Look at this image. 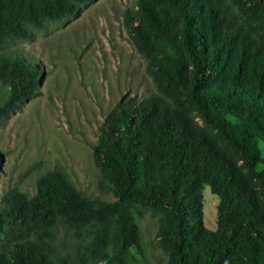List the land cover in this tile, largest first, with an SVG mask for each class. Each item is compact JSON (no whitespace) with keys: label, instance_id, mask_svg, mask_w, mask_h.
<instances>
[{"label":"trees","instance_id":"16d2710c","mask_svg":"<svg viewBox=\"0 0 264 264\" xmlns=\"http://www.w3.org/2000/svg\"><path fill=\"white\" fill-rule=\"evenodd\" d=\"M95 1L0 0V47ZM125 23L157 93L122 99L103 122L94 159L115 202L92 201L61 171L32 198L3 196L0 264H70L54 245L59 223L81 240L79 264H129L131 250L144 254L147 211L167 264H264V0H137ZM42 77L0 57V123Z\"/></svg>","mask_w":264,"mask_h":264},{"label":"rangeland","instance_id":"374dc122","mask_svg":"<svg viewBox=\"0 0 264 264\" xmlns=\"http://www.w3.org/2000/svg\"><path fill=\"white\" fill-rule=\"evenodd\" d=\"M136 8L137 0H96L0 47V57L21 56L43 71L34 96L0 123V198L15 192L32 198L43 176L61 171L92 201L115 202L94 159L103 122L122 99L157 93L125 23L126 12ZM203 197L204 224L215 230L218 198L208 186ZM141 224L144 254L131 250L129 264H167L157 217L147 211ZM56 237L58 254L79 264L74 231L59 223Z\"/></svg>","mask_w":264,"mask_h":264}]
</instances>
